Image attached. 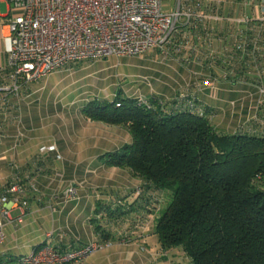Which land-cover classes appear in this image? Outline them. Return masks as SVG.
I'll return each instance as SVG.
<instances>
[{
    "label": "trees",
    "instance_id": "trees-1",
    "mask_svg": "<svg viewBox=\"0 0 264 264\" xmlns=\"http://www.w3.org/2000/svg\"><path fill=\"white\" fill-rule=\"evenodd\" d=\"M248 20L225 25L222 42L231 45L230 58L217 60L221 77L248 79L258 88L245 124L218 132L212 124L217 110L188 89L170 101L144 96L146 105L138 102L139 94H117L81 109L87 119L124 127L130 135L99 159L106 167L128 169L139 188L104 205L105 216L127 221L136 209L152 213L160 246L180 248L190 264H264V20ZM208 24L183 26L176 42L191 35L202 44ZM109 237L101 233L100 241L113 242ZM19 256L0 264H17Z\"/></svg>",
    "mask_w": 264,
    "mask_h": 264
},
{
    "label": "crops",
    "instance_id": "crops-1",
    "mask_svg": "<svg viewBox=\"0 0 264 264\" xmlns=\"http://www.w3.org/2000/svg\"><path fill=\"white\" fill-rule=\"evenodd\" d=\"M177 1L161 0L162 11L171 12ZM181 2L189 3L193 10H200L204 9L207 0H181ZM197 2H199V7L195 6ZM11 7V0H0V81L4 84L9 82L7 54L10 41L7 24L12 16ZM244 12L248 17L264 20V0H252L250 8H246ZM235 14L239 15L240 12L237 11ZM222 25L220 22L210 21L207 28L204 29L205 37L202 44H195L191 35L189 36L190 39L184 45L185 48L182 50L179 60L175 59L177 62L172 61L170 64L171 68L179 69L178 79L172 84L170 96L153 95L170 101L179 91L188 89L195 92L199 100L214 107L217 113L221 114H224L222 109L228 101H241L240 108L243 104L248 106L250 102L257 103L259 91L250 80L234 82L229 78L221 77V73H219L221 66L217 60L228 61L230 56L226 52L231 49L230 44L222 42V34H227L225 30L227 28ZM230 32L232 33V30ZM232 64L234 65L233 62ZM211 71L217 75L209 76L208 73ZM207 78L215 79L218 97H216V93L215 98L209 97V88L203 86V81ZM28 96L29 94L19 105L15 95L0 92V98L4 97V100L0 101V191L14 181H19L26 187L23 196L26 205L12 207L10 210L11 217H20V222L15 227L12 225L4 227L7 240L0 245L1 263H4L10 255L29 254L41 243L58 248L76 247L103 239L101 233L107 232L109 238H113L111 246L86 257L77 264H190L189 259L180 248L164 250L160 246L153 233L154 217L152 213L143 210V208L136 209L130 213L127 221L105 216L102 208L104 205L125 195L132 187L128 186L129 184L135 185V188L140 184L138 179L130 175L128 169L119 168L123 171L126 170L127 184L110 181L106 176L101 177L100 174L95 175L96 172L99 173L100 169L106 167L100 161V155L104 151L121 146L120 142L113 147L103 148L104 150L93 148L94 150L91 151L92 148H90L86 153L79 151L80 147H84L83 145L75 146L68 152L71 157L66 155L65 161L62 157L63 164L55 166L51 160L53 153L33 155L29 140H14L16 129L12 127L14 123H8V118L11 119L15 115V118L19 117L18 115L24 112L27 115L30 114L28 109L31 107L32 101L27 102ZM238 102L235 108H239ZM250 110L251 108L248 107L244 120L241 123L233 124V127L245 124L249 119ZM12 112L14 114L10 116L9 113ZM96 125L98 124L94 126ZM96 128L99 130L98 127ZM51 144H55L59 154V141L56 140L49 145ZM40 160L41 162H39ZM64 164L68 165V168L60 171L59 169H62ZM78 165L79 167H77ZM76 170L83 171V173L76 175ZM92 173L95 178L91 176ZM30 183L36 185L37 191H31L28 188ZM68 185H76L78 194L74 201L66 203L61 198V193ZM52 194L55 197H52ZM134 199L135 195H132L128 201ZM48 233L51 235L47 236Z\"/></svg>",
    "mask_w": 264,
    "mask_h": 264
},
{
    "label": "built area",
    "instance_id": "built-area-1",
    "mask_svg": "<svg viewBox=\"0 0 264 264\" xmlns=\"http://www.w3.org/2000/svg\"><path fill=\"white\" fill-rule=\"evenodd\" d=\"M12 16L7 27L10 47L7 54L9 82L0 85V92L18 97L20 89L39 81L72 63L95 61L109 55L135 56L150 49L178 55L184 43L176 42L183 26L207 21L233 20L216 13L191 9L189 3L178 0L174 9L165 13L161 0H11ZM199 7V2L195 4ZM235 24H244L239 20ZM182 27V28H181ZM184 36V35H183ZM215 79H205L203 86L215 95ZM181 96H184L181 94ZM18 99V98H17ZM4 97L0 98L3 101ZM138 102L148 100L138 96ZM57 153L55 144L40 146L39 154ZM28 188L37 191L30 183ZM26 187L19 181L10 182L0 191V245L7 236L6 225L16 226L20 217L10 215L12 207L25 206ZM76 185L67 186L61 193L64 202L77 198ZM52 197H55L52 194ZM48 233L47 236H50ZM110 241H94L76 247L57 249L43 245L29 254L21 255L17 264L81 263L86 257L111 246Z\"/></svg>",
    "mask_w": 264,
    "mask_h": 264
},
{
    "label": "rangeland",
    "instance_id": "rangeland-1",
    "mask_svg": "<svg viewBox=\"0 0 264 264\" xmlns=\"http://www.w3.org/2000/svg\"><path fill=\"white\" fill-rule=\"evenodd\" d=\"M251 2L252 0H207L204 9L201 10L205 13L213 11L219 16L232 18L233 20L219 21L225 27L226 24L235 23L234 19L237 21L246 20L248 15H245L244 10L250 8ZM237 11L240 12L239 15L235 14ZM187 42V39L185 43L183 41L185 45ZM180 57L181 55L172 53L171 47L166 52L150 49L135 56L109 55L95 61L72 63L39 81L28 83L20 89L16 98L20 105V102L24 101L29 94L27 102L32 101L31 107L28 109L30 114L27 115L24 112L15 118L16 115L12 116L13 112L9 113L12 117L8 118V123H14L12 127L16 129L14 140H29L33 155H39L40 146H48L58 140L59 154L62 156L60 155L61 158L57 160L54 155L52 156L51 160L55 166H57L56 164L62 165L63 160H66V155L69 156L68 152L75 146L83 145L84 147H80L79 151L86 153L90 148H92L91 151L107 149L118 142L123 145L130 140L126 128L115 125L107 126L100 122L91 123V120L82 114L81 109L95 100L113 101L117 94L132 96L142 93L146 94V97L153 94L170 96L172 84L177 81L179 75V69L171 68L170 64L172 61L176 63ZM215 93L217 95V89ZM237 102L228 101L222 109L224 114L217 113L213 116L212 124L218 132L233 130V124L241 123L244 120L248 107L251 108L248 118L252 117L255 102H250L248 106L243 104L240 108L241 101H239V108H235ZM31 115L33 117L30 118ZM94 123L99 126H94ZM66 167L68 168V165L64 164L63 168L59 170L67 169ZM125 171L117 167H104L95 175L100 174L101 177L106 176L110 181L127 184L128 175ZM79 173H83V171L76 170V175ZM91 176H94V173ZM128 186H132L131 189L137 193L136 189L139 186L136 188L135 185L129 184Z\"/></svg>",
    "mask_w": 264,
    "mask_h": 264
}]
</instances>
